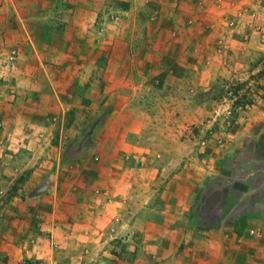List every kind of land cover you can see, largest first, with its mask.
Returning a JSON list of instances; mask_svg holds the SVG:
<instances>
[{
	"label": "rangeland",
	"instance_id": "1",
	"mask_svg": "<svg viewBox=\"0 0 264 264\" xmlns=\"http://www.w3.org/2000/svg\"><path fill=\"white\" fill-rule=\"evenodd\" d=\"M11 25L14 31L21 27ZM23 25L21 29L28 34L25 59L12 52L0 61L9 66L8 74L0 78V83H5L0 86V264H87L90 256L98 258L104 253L132 260L138 248L131 250L129 246L137 234L122 222L118 205L121 201L127 212L137 210L130 168L124 170L123 189L114 177L108 179L107 190H112V197L107 190L94 191L96 198L106 193L112 208L110 226L95 234L94 246L87 244L85 233L73 234L66 228L73 221L71 215H50L42 196L32 192L37 186L33 176L50 173L52 157L57 154L52 146L71 138L74 143L68 157L79 149L82 153L103 146L104 157L127 166L138 159L152 161L156 190H160L165 184L157 183L163 169L157 164L211 159L218 155L216 145L221 146L220 156L228 144L251 141L264 111V30L255 28L250 37L245 25L238 22L229 29L228 40L216 41L213 53L202 57L193 52L167 54L169 40L160 37L162 24L140 18L134 24L138 37L108 39L100 54L91 58L88 53L79 55L89 58L96 70L79 71L75 83L73 80L69 87H60L67 92V105L54 111L48 103L40 116L35 96L41 88L35 86L34 74L25 72L27 81L20 86H16V76L18 65L29 64L35 37L39 36V43L49 42L50 26L34 22ZM54 26L60 29L62 24ZM152 33L156 36L148 37ZM172 50L178 51L179 46ZM197 63L208 66L202 76L195 69ZM210 66L214 70H208ZM195 77L203 85L200 80L195 84ZM95 154L98 159L99 154ZM58 169L67 173L65 166ZM117 188L123 191L122 199ZM88 209L86 202H80L60 210L77 213L74 222L82 223Z\"/></svg>",
	"mask_w": 264,
	"mask_h": 264
},
{
	"label": "crops",
	"instance_id": "2",
	"mask_svg": "<svg viewBox=\"0 0 264 264\" xmlns=\"http://www.w3.org/2000/svg\"><path fill=\"white\" fill-rule=\"evenodd\" d=\"M140 18L162 24L160 37L169 40L167 54L193 52L202 57L213 53L217 40H228L229 29L238 22L245 25L250 37L255 28L263 31L264 0H0V61L12 52L25 59L28 34L21 29L23 24L50 26L49 42L39 43V36L35 37L29 64L18 65L16 76V86H20L27 81L25 72L34 74L35 86L41 88L35 102L43 116L42 108L48 103L54 111L67 105V92L60 90L61 86L69 87L68 82L73 80L75 83L78 72L85 68L96 70L89 58L84 60L79 55L88 53L91 58L94 53L100 54L108 39H133L134 24ZM12 23L21 25L18 31L12 29ZM56 23L62 27L56 29ZM155 36L152 33L148 37ZM175 46H179L178 51L172 50ZM130 47L133 50L132 43ZM44 54L50 58L44 60ZM198 63L195 69L201 75L208 66ZM8 67L0 64V78L8 74ZM208 70H214L213 66ZM197 80L195 77V84ZM261 121L251 141L228 144L220 156L221 146L216 145L215 158L157 164L163 167L157 183L165 184L160 190H156L152 161L138 159L127 166L104 157L103 146L82 153L79 149L75 156L68 157L74 143L68 138L52 146L57 152L50 163L53 169L33 176L37 186L32 192L42 196L51 216L59 212L71 215L73 221L66 228L73 234L85 233L87 244L94 246L95 234L110 226L112 211L106 193L96 198L94 191L107 190L112 177L123 189L127 176L124 170L130 168V183L136 185L133 206L137 210L127 212L121 201L118 205L122 222L136 231L135 241L129 246L131 250L138 248L136 257L128 260L104 253L98 258L90 256L87 264H264V111ZM62 132L60 129V135ZM60 166L67 168L66 174L59 171ZM119 188L116 190L122 199ZM80 202L89 206L82 223L74 222L77 213L60 210Z\"/></svg>",
	"mask_w": 264,
	"mask_h": 264
},
{
	"label": "built area",
	"instance_id": "3",
	"mask_svg": "<svg viewBox=\"0 0 264 264\" xmlns=\"http://www.w3.org/2000/svg\"><path fill=\"white\" fill-rule=\"evenodd\" d=\"M144 98H142V100H143Z\"/></svg>",
	"mask_w": 264,
	"mask_h": 264
}]
</instances>
